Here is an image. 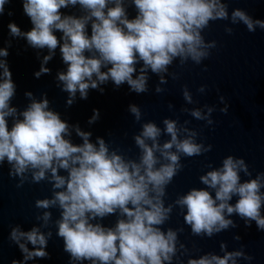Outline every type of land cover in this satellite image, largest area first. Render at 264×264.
Returning a JSON list of instances; mask_svg holds the SVG:
<instances>
[{
    "label": "clouds",
    "instance_id": "obj_1",
    "mask_svg": "<svg viewBox=\"0 0 264 264\" xmlns=\"http://www.w3.org/2000/svg\"><path fill=\"white\" fill-rule=\"evenodd\" d=\"M11 0H0V15ZM24 13L32 27L22 31L15 23L8 24L12 37L24 38L34 49H47L36 78L50 74L45 65L59 48L66 69L57 72L56 79L62 91L68 93L67 105L73 104L77 93L87 99L89 89L101 93V85L109 81L116 88L127 84L137 94L149 90V72L158 77L155 92L164 91L166 74L174 61L183 67L188 61L200 65L216 48L215 40L203 35L210 22L229 20L243 24L248 32L264 30V19L253 18L241 8L228 11V0H21ZM135 8L129 17L128 6ZM79 7L80 15L64 14L61 9ZM9 15L12 13L9 12ZM90 25V34H89ZM232 34L233 28L225 26ZM62 35L58 38L55 33ZM10 46V41H9ZM7 48L0 47V166L9 165V176L18 177L17 187L27 182L47 181L51 195L35 200L39 212L35 219L40 226L22 230L14 226L9 239L18 245L24 264L34 258H47L45 250L53 223L50 209L59 210L54 221L56 235L63 240V250L70 264H172L179 250L187 252L178 240L183 228H164L174 207L183 213L184 223L196 236L214 234L236 227L231 219L238 216L250 227L255 222L264 231V172L255 177L242 157L231 154L223 157L219 167L209 165L199 176L203 187H192L178 195L172 203H165L166 188L182 170L181 156L193 157L211 150V145L197 142L198 132L189 128L190 121L165 117L163 128L154 121L141 124L133 134L138 148L136 158L110 149L104 138L92 142L90 131L78 125L71 126L81 143H73L67 121L50 109L46 94L37 100L25 92L30 103L22 110L11 105L16 85L8 67ZM139 65V68H137ZM205 70L206 67H205ZM197 91L204 93L206 86ZM183 99L195 104L192 93L182 87ZM227 114L229 105L219 96ZM173 105L169 103V109ZM135 121H141V109L129 105ZM198 121L213 125L215 106L182 107ZM9 118L12 119L9 127ZM99 118L93 109L88 123ZM162 136L167 139L161 140ZM247 179H242L241 174ZM214 193V195H213ZM236 197L234 203L231 201ZM117 217L112 226L100 221ZM49 229L42 231L41 229ZM235 240H240L237 235ZM33 247L30 249L28 245ZM179 245V248L177 247ZM222 255L206 252L189 256L186 264H238V259L251 260L243 251L227 250L221 243Z\"/></svg>",
    "mask_w": 264,
    "mask_h": 264
},
{
    "label": "water",
    "instance_id": "obj_2",
    "mask_svg": "<svg viewBox=\"0 0 264 264\" xmlns=\"http://www.w3.org/2000/svg\"><path fill=\"white\" fill-rule=\"evenodd\" d=\"M233 8L245 10L254 19H264V0H228L229 15ZM61 11L64 14L80 15L79 7ZM127 11L130 18L136 14L131 5ZM9 12L12 14L9 15ZM10 22L15 23L22 31L31 29V21L23 11L21 0H11L5 4L4 13L0 15V47L7 48L8 51L6 60L16 85L11 105L18 111H22L30 103L25 92H31L37 100L46 94L50 109L58 112L61 119L70 125L73 143L82 142L71 127L78 125L81 130L92 133V142L96 141L97 136L102 137L110 149L130 158L138 156L139 150L134 143L133 134L140 130L141 124L151 120L163 128L162 120L165 117L178 119L180 123L190 121L187 126L198 132L197 142L212 146L210 151L199 156H181L183 168L166 188V204L172 203L178 195L192 187H203L199 176L208 170L209 165L219 167L223 157L229 154L242 157L248 164L252 177L258 172H264V30L257 28L255 32H248L243 24L233 25L229 20L210 22L203 35L206 40H215L216 48L210 50L211 55L200 65L188 61L181 67L178 60L174 61L169 72H176L178 79L174 80L166 74L167 83L161 85L164 91L155 92L159 80L149 72L147 93L132 92L127 84L116 88L109 81L101 85L104 89L102 93L89 89L87 99H81L77 93L75 101L69 106L66 104L68 93L61 90L56 79L57 72L66 69L59 48L45 65L51 70L50 74H42L36 78L34 73L39 71L47 49H34L24 38L10 36ZM226 25L233 28L232 34L225 32ZM55 35L59 38L62 34L57 31ZM185 85L192 93L195 104L184 101L182 87ZM201 85L206 86L204 93L197 91ZM220 95L225 97L229 105L227 114L219 111L223 107L219 101ZM169 103L173 108L169 109ZM131 104L141 109V121H135L129 112ZM205 104L215 106L212 113L213 125L195 120L187 112L180 111L182 107H202ZM93 109L99 110V118L89 124ZM11 124L12 119L9 118V127ZM164 139L167 137L162 136L161 140ZM241 178L248 177L242 173ZM18 180V177L9 176V165L6 162L0 166V264H11L12 260L23 261L18 245L9 239L11 228L18 225L27 231L33 226L39 227L41 222L35 217L43 210L35 207V200L51 195V185L47 181L38 184L26 181L22 187H17ZM235 200L236 197H233L231 202L234 203ZM50 211L53 220L49 225L52 237L45 249L49 256L34 258L24 264H70L69 255L63 250V240L56 235L54 221L59 217V210ZM116 218L108 216L100 222L105 226H112ZM231 219L235 221L236 227L210 238L196 236L184 223L182 210L174 207L170 219L163 227L183 228L182 232H178V240L185 245L187 252L179 250L172 264H186L189 256L198 257L206 252L222 255L221 243H225L229 251L243 247V251L252 257L251 260L239 258L238 264H264V231L258 230L255 222L246 227L238 216L234 215ZM237 235L240 237L238 241L234 239ZM28 247L31 249L33 246L29 244Z\"/></svg>",
    "mask_w": 264,
    "mask_h": 264
}]
</instances>
